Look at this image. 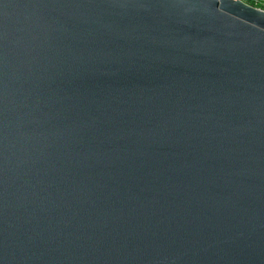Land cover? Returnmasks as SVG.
<instances>
[{
    "label": "water",
    "instance_id": "95a60500",
    "mask_svg": "<svg viewBox=\"0 0 264 264\" xmlns=\"http://www.w3.org/2000/svg\"><path fill=\"white\" fill-rule=\"evenodd\" d=\"M0 264H264V12L0 0Z\"/></svg>",
    "mask_w": 264,
    "mask_h": 264
},
{
    "label": "built area",
    "instance_id": "2783aa9c",
    "mask_svg": "<svg viewBox=\"0 0 264 264\" xmlns=\"http://www.w3.org/2000/svg\"><path fill=\"white\" fill-rule=\"evenodd\" d=\"M251 7L257 11L264 12V0H234Z\"/></svg>",
    "mask_w": 264,
    "mask_h": 264
}]
</instances>
